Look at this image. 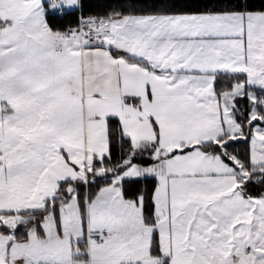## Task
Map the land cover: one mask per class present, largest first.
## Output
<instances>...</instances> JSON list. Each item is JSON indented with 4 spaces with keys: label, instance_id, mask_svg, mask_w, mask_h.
Wrapping results in <instances>:
<instances>
[{
    "label": "snow or ice",
    "instance_id": "1",
    "mask_svg": "<svg viewBox=\"0 0 264 264\" xmlns=\"http://www.w3.org/2000/svg\"><path fill=\"white\" fill-rule=\"evenodd\" d=\"M0 264H264V0H0Z\"/></svg>",
    "mask_w": 264,
    "mask_h": 264
}]
</instances>
